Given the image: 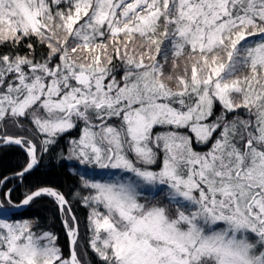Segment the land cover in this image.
<instances>
[{
	"label": "snow or ice",
	"instance_id": "snow-or-ice-1",
	"mask_svg": "<svg viewBox=\"0 0 264 264\" xmlns=\"http://www.w3.org/2000/svg\"><path fill=\"white\" fill-rule=\"evenodd\" d=\"M65 136L85 166L83 234L60 190L13 204L8 189L0 264H264V0H0V147L23 151L15 176ZM40 197L67 253L16 215Z\"/></svg>",
	"mask_w": 264,
	"mask_h": 264
},
{
	"label": "trees",
	"instance_id": "trees-1",
	"mask_svg": "<svg viewBox=\"0 0 264 264\" xmlns=\"http://www.w3.org/2000/svg\"><path fill=\"white\" fill-rule=\"evenodd\" d=\"M75 135L77 132L73 131L72 136ZM69 138V136H65L59 145L54 146L47 153L40 154L41 158L37 167L25 174L23 178L15 176L16 172L21 171L23 151L17 146L0 147V179L5 176L11 178L6 187H0V193L13 189L12 202L19 204L24 194L30 190L43 186L54 187L63 192L71 202L75 215L82 221L81 233L83 234L89 210L73 201L72 194L80 188V173L85 172V166L79 165L78 161L67 159V140ZM97 173L98 178L103 175L99 170ZM16 215L20 219L39 218L45 229L52 231L58 237L57 245L67 253L66 233L61 223L60 214L50 198H37L30 205L20 208Z\"/></svg>",
	"mask_w": 264,
	"mask_h": 264
}]
</instances>
